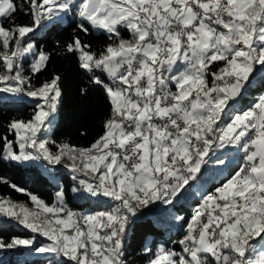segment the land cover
Segmentation results:
<instances>
[{"label":"snow or ice","instance_id":"snow-or-ice-1","mask_svg":"<svg viewBox=\"0 0 264 264\" xmlns=\"http://www.w3.org/2000/svg\"><path fill=\"white\" fill-rule=\"evenodd\" d=\"M69 16L68 41L55 54L38 47L40 32ZM78 33L106 43L97 50ZM54 55L72 57L109 105L88 147L52 136L63 77L37 81ZM257 74L264 80V0H0V99L32 105L29 118L2 125L0 162L41 164L56 188L49 204L0 177L29 197L0 195V231L13 223L31 234L0 235V251L129 264L136 220L161 205L180 247L146 242V264H264V94L238 107ZM225 149L242 153L234 175L201 191L189 217L172 212L205 165L226 163L216 155ZM73 199L105 207L77 211Z\"/></svg>","mask_w":264,"mask_h":264},{"label":"trees","instance_id":"trees-1","mask_svg":"<svg viewBox=\"0 0 264 264\" xmlns=\"http://www.w3.org/2000/svg\"><path fill=\"white\" fill-rule=\"evenodd\" d=\"M19 19L26 20L23 16ZM74 28L75 21L73 17L69 16L62 22L50 25L40 32L36 37L37 45L43 47L45 51H51L55 54L57 51L55 42L59 41L63 45L73 34ZM78 34L86 41L91 42L97 50L106 43V38L98 33H93L87 37L83 33ZM123 35L127 37L128 33L124 32ZM53 71L58 72L63 77V96L52 136L58 142L88 147L102 134L103 121L109 114L107 100L101 91L88 84L87 78L78 70L72 57L54 55L49 70L40 77L37 83L49 79ZM82 87H88L87 94L81 93L80 89ZM262 94H264V80H261L260 75L257 74L253 86L247 89L238 107L246 109ZM31 112L32 105L27 101L22 103L16 99H0V135L5 132L2 125L10 119H27L30 117ZM2 147L3 143L0 141V149ZM240 163L241 154L234 164L228 168L225 175L214 179H210L208 174L202 170V174L198 176L197 181L192 182L189 191L182 193L184 198L172 209V212H178L186 218L189 217L192 209L200 200L199 193L204 190H214L215 187L220 186L227 178L234 175ZM0 177H6L12 183L36 194L49 204L54 201L55 185L49 182V177L38 165L24 167L0 162ZM61 180L66 187L70 183L66 174L61 177ZM0 195L10 196L15 201L29 202L27 195L17 193L14 189L3 184H0ZM69 206L85 211L102 210L105 207L93 200L78 201L75 199L71 201ZM170 207L154 205L141 213L132 228V236L128 246L129 255L127 256L129 264H146L147 257L142 253L146 242L151 243L153 248L157 244L164 243L166 246H174L179 250V244L174 242L178 241L180 233L171 225L170 212L168 211ZM0 235L5 239H9L12 236L27 237L31 234L13 223H8L0 231ZM44 242V239L37 240V244ZM31 254L25 249L15 250L8 259L0 262V264H57L55 260L47 256L28 259L27 257Z\"/></svg>","mask_w":264,"mask_h":264},{"label":"rangeland","instance_id":"rangeland-1","mask_svg":"<svg viewBox=\"0 0 264 264\" xmlns=\"http://www.w3.org/2000/svg\"><path fill=\"white\" fill-rule=\"evenodd\" d=\"M7 99H14V98L7 97ZM56 122H57V118H56ZM56 122H55V124H56ZM240 154L241 153L237 152L235 149L221 150V151L217 152L216 155L218 157L224 159L226 161V163L224 165H220L214 159L213 161L209 162V164L205 165L202 168V170H204V172L208 174V177L210 179H214L216 177L225 175L226 171H228V168H230L231 165L234 164V162L237 160V158H238V156ZM34 165H38L42 169V171L49 177L48 173L45 171L44 167L41 164H34ZM78 201H82V200H78ZM39 239H43V238H38V240ZM44 241H45L44 243L47 242L46 240H44ZM12 253H13V251H0V258H2V261H5L6 259H8L12 255ZM34 257H46V255H34V254H31L27 258L29 259V258H34ZM47 257H51L53 260L56 261V258L54 256H47Z\"/></svg>","mask_w":264,"mask_h":264},{"label":"built area","instance_id":"built-area-1","mask_svg":"<svg viewBox=\"0 0 264 264\" xmlns=\"http://www.w3.org/2000/svg\"><path fill=\"white\" fill-rule=\"evenodd\" d=\"M242 159H243V156H242V153H241V162H242ZM71 207V206H70ZM75 208V207H74ZM75 210H77V211H82V212H86L85 210H80V209H77V208H75Z\"/></svg>","mask_w":264,"mask_h":264},{"label":"crops","instance_id":"crops-1","mask_svg":"<svg viewBox=\"0 0 264 264\" xmlns=\"http://www.w3.org/2000/svg\"><path fill=\"white\" fill-rule=\"evenodd\" d=\"M0 262H2V258H0Z\"/></svg>","mask_w":264,"mask_h":264}]
</instances>
